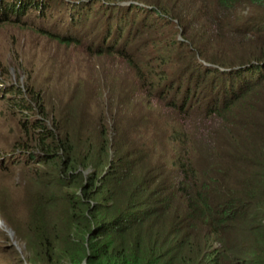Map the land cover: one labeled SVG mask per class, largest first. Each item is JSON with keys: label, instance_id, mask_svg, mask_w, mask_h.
<instances>
[{"label": "trees", "instance_id": "obj_1", "mask_svg": "<svg viewBox=\"0 0 264 264\" xmlns=\"http://www.w3.org/2000/svg\"><path fill=\"white\" fill-rule=\"evenodd\" d=\"M11 1L16 5L0 0V20L89 55L125 58L151 95L159 94L155 100L175 113L160 131L174 149L165 152L147 135L142 145L134 143L142 112L123 126L114 109L75 104L71 95L8 88L21 128L9 150L18 153L1 168L32 160L37 167L23 171L28 177L14 185L23 198L12 187L0 190V215L12 211L8 225L26 246L21 256L4 244L14 253L1 264H264V0H199L204 23L216 31L212 37L235 43V56L221 63L202 56L188 37L193 21L173 17L158 0H58L80 9V16L68 19L57 3L49 8L43 0ZM182 1L193 10L198 0ZM171 8L183 12L175 2ZM248 8L256 15L249 16ZM34 14L56 16L48 26L35 22ZM60 20L71 31L57 29ZM162 20L171 21L176 34L170 39L161 31L156 41L147 28L164 25ZM168 49L174 70L163 61ZM143 54L162 62L163 79L156 78L154 64L138 62ZM3 84L8 86L5 78L0 90ZM218 120L220 129L207 134ZM190 124L206 134L204 152L190 144ZM36 185V194L27 192ZM248 192L250 201L242 204ZM18 207H32L28 224L14 220ZM60 233L65 238L58 239ZM58 243L72 252L53 255Z\"/></svg>", "mask_w": 264, "mask_h": 264}, {"label": "rangeland", "instance_id": "obj_2", "mask_svg": "<svg viewBox=\"0 0 264 264\" xmlns=\"http://www.w3.org/2000/svg\"><path fill=\"white\" fill-rule=\"evenodd\" d=\"M4 1L8 4L16 5L11 0ZM158 1L162 4L165 11L175 14L172 15L173 17L182 19L184 23L193 21L192 24L195 28L187 35L191 40L194 39L195 46L201 51L202 56L217 63L231 61L232 55L235 56L234 52L231 51V48L235 46V43L229 41L231 38L221 37V40L228 41H219L220 39L212 37L216 31L204 23L206 15L203 14L204 11L199 0L196 2L193 10H190L188 5L182 0ZM173 2H175L176 7L181 6L183 8L182 13H179L177 8H171ZM54 3H57V7L60 9L63 8L62 10L66 13L67 19L68 15H81L80 9H71L72 3L67 1L43 0L41 5L51 8L54 7L52 6ZM62 10L58 11L62 12ZM247 10L249 16L256 15L257 9L248 8ZM130 12L131 9L127 8L124 14L129 16ZM93 13L94 11H91L89 18H91ZM52 16L55 18L56 14ZM52 16L49 18L48 14L46 16L43 14H34L33 18L35 22L43 21L49 26L48 23L53 19ZM139 16L138 14L137 19ZM116 19H120V16L116 15ZM162 22H164V25L155 26L153 30L147 28L149 30L148 34L159 38L156 41L161 40V31L168 33L170 39L176 34L171 21L162 20ZM63 23L65 24V22L60 20L58 23L60 28L57 27L58 25L56 28L61 29L64 27L63 30L69 29L71 31L68 25L61 26ZM99 29L100 27L97 26L98 32ZM38 32L36 29L19 22L0 20V79L5 78L9 86L3 84V89L0 90L1 152H8L13 147V139L18 133L17 131L21 128L20 116L18 115L20 113L17 112L18 109L15 107V94L13 90L7 92V89L13 86L24 89L27 94L30 89H40L46 95H71L74 97L75 104L81 102L101 110L102 108L114 109L118 111L117 121L123 126L128 125L129 120L131 121V117L133 118L134 114L142 112V116L138 121V130L135 132L136 137L131 136L134 143L142 145L145 135H147V138L151 140L154 146H158L165 150V152L169 153L174 149L172 143L166 139L167 132L163 135L160 131L166 125L164 123L170 125L173 123L175 113L168 111L162 106L161 102L155 100L159 97V94L153 92L151 95L150 86H143L144 79L138 77L133 68L126 64L125 58L120 62L116 58L106 55H89L86 53V49L80 46H66L57 40L50 39L42 34L39 35L40 32ZM162 36V40H167L165 34ZM177 37H180V34H177ZM135 43H137L136 40ZM170 53V49H168L163 57V61L171 64L172 70H174L176 66L168 59V55H171ZM138 57L139 55H137L136 59ZM148 57V55L143 54L141 60L138 62L145 65L148 63L154 64L156 66V68L153 66V69L156 71V78L158 80L163 79L162 75L158 73L159 66L162 65V62L158 63V61L150 60ZM185 79L186 76L183 80ZM177 81L176 79L175 82ZM172 89H174V86H172ZM206 90L203 91V94ZM203 94L199 96L200 99L203 98ZM12 101L13 103H10ZM150 113L159 120L151 117ZM177 118L179 119V117ZM220 126L219 120L217 123L214 122L211 130L207 134L212 133L213 127H215V131L217 132ZM185 129L187 136L190 138V144L196 151L204 152L207 150V146L202 141L204 139L203 135L206 134H201L197 131L193 124L186 126ZM208 139L210 141L211 137H208ZM14 141L16 140L14 139ZM11 152L9 151V153ZM6 159L12 160L11 157H6ZM28 164L20 168L18 166H9L12 170L0 167V190L3 189V185H6L5 187H12L16 195L23 198L24 193L14 188V185L22 177L28 175L23 174V171L28 173L31 171V168L37 167L33 160ZM36 189H38L37 185L27 192L36 194ZM249 194L248 192L242 204H248L250 201ZM47 195L53 196L52 193H48ZM11 212V210H7L6 215L10 216ZM31 212L32 207H18L15 210L18 219L14 220L26 218L25 220L28 224ZM7 216L0 215V248L4 251V253H2L3 251L0 252V264L6 262L9 255L14 253L13 247L5 249L3 248L4 244L14 245L18 252L26 250L25 243L16 236L14 229L8 225L12 221H8ZM50 237H53L54 241L56 240L53 233L50 234ZM62 238H65V235L60 233L58 239ZM29 252H33V258L37 256L33 243L30 245ZM50 252L53 255L67 256L72 252V249L67 247L63 250L58 243L56 247L53 245Z\"/></svg>", "mask_w": 264, "mask_h": 264}, {"label": "clouds", "instance_id": "obj_3", "mask_svg": "<svg viewBox=\"0 0 264 264\" xmlns=\"http://www.w3.org/2000/svg\"><path fill=\"white\" fill-rule=\"evenodd\" d=\"M15 152L18 153V151H12L11 153H9L7 151H2V152L0 151V163H1L0 167H2L3 164L6 165L8 162H10L11 160H7L6 157L12 158L15 155L14 154ZM9 232L12 233L10 230H9ZM20 254L22 256V251H20Z\"/></svg>", "mask_w": 264, "mask_h": 264}]
</instances>
